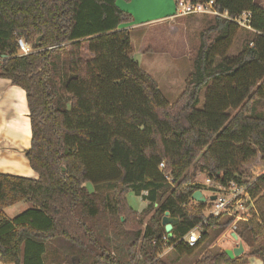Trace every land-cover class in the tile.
Here are the masks:
<instances>
[{
	"label": "trees",
	"instance_id": "16d2710c",
	"mask_svg": "<svg viewBox=\"0 0 264 264\" xmlns=\"http://www.w3.org/2000/svg\"><path fill=\"white\" fill-rule=\"evenodd\" d=\"M213 1L230 19L251 12L252 38L230 55L240 29L213 18L170 105L131 57L132 15L117 0H0V78L25 92V157L38 176L0 174L1 264H166L159 258L166 212L178 220L166 245L181 258L201 249L211 231L228 229L233 219L206 218L205 204L192 196L203 189L199 174L224 185L264 156V116L253 117L264 101V9L254 0ZM17 39L30 54L21 55ZM109 184L111 192L89 189ZM249 191L258 218L235 232L247 249L233 260L206 250L195 264H264V183ZM128 193L147 206L138 212ZM20 203L32 207L7 220L3 210ZM206 219L189 247L182 239Z\"/></svg>",
	"mask_w": 264,
	"mask_h": 264
},
{
	"label": "rangeland",
	"instance_id": "374dc122",
	"mask_svg": "<svg viewBox=\"0 0 264 264\" xmlns=\"http://www.w3.org/2000/svg\"><path fill=\"white\" fill-rule=\"evenodd\" d=\"M133 0H131L132 2ZM258 2H264V0H256ZM130 2V3H131ZM130 3L125 2V0H117V6L121 7L123 11ZM147 6L146 4L137 3L135 5V11H137L138 16L142 19H150V16L146 13ZM130 14V13H129ZM185 21H184V20ZM200 21H196V20ZM132 22L134 23L135 19L132 15ZM175 22H181L180 26H176L177 30L172 31L173 33L168 37H151L149 40H145L146 47H150L147 50H143L145 55L144 59H141L142 70L149 72L150 76L156 81L159 90L166 99V101L172 105L176 102L179 95L182 93L185 87V81L192 71L193 59L196 56L197 50L199 48V34L207 28L208 25L205 24L207 19H202L200 17H182L174 20ZM184 21V22H183ZM131 22V23H132ZM130 23V25H131ZM154 25V24H149ZM164 30L166 26L162 27ZM152 35V34H151ZM252 38V33L245 30H239L234 38L232 47L229 51L230 55H237L242 42L245 40H250ZM152 47V48H151ZM150 52H149V51ZM83 56L86 59L90 58V55L86 52H83ZM66 55L62 53L59 55V67L60 70L66 69ZM218 60H216L217 62ZM147 67V68H146ZM143 68H146L144 70ZM149 69V70H147ZM203 99V94L202 97ZM264 116V101L258 102L254 106L253 117L260 118ZM251 168V165L246 164L244 168ZM206 175L199 174L196 178V183L203 184L205 183ZM114 185H103L92 190L97 192H111ZM92 187H89L91 190ZM203 195L208 196L207 189L203 188ZM142 197H137L132 193L127 194V202L134 209H139L142 211L147 203L143 202ZM32 206L27 203H20L16 206L9 207L3 210L5 217L8 219H13L18 216L19 213L24 211L25 208H31ZM208 213V211H206ZM215 236V237H214ZM218 235L216 232L211 231L209 233V244L213 245V248L207 249V243L194 252L192 256L189 257H178L174 252L169 250L161 259L166 264H195V262L203 254V251L210 250L214 253H218L223 250V248L228 247L230 249L235 248L238 244L237 242L232 243L231 239L226 236L227 239L223 241H218ZM215 244V245H214ZM244 246V245H243ZM205 249V250H204ZM247 248L244 246V250ZM200 254V255H199ZM181 259V260H180ZM180 261V263H179Z\"/></svg>",
	"mask_w": 264,
	"mask_h": 264
},
{
	"label": "crops",
	"instance_id": "0c3cea01",
	"mask_svg": "<svg viewBox=\"0 0 264 264\" xmlns=\"http://www.w3.org/2000/svg\"><path fill=\"white\" fill-rule=\"evenodd\" d=\"M254 2L264 9V2H258L256 0H254ZM137 3L146 4V13L150 16V19H142L138 16L137 11H135V5H137ZM128 6L129 7H126L124 11L133 15L135 19L134 23L132 22L131 25L129 24L126 27L130 34L131 57L137 62L140 68H142L140 60L145 57L143 50L150 48L146 47L145 40H149L153 36L155 38L160 36L164 37L166 36L164 32H166L169 37L173 33L172 31L177 30L176 26H180L181 22H175L174 20L178 18H172L175 10L174 0H133ZM119 8L121 9V7ZM192 17H200L204 20L206 18L207 21L205 24L208 26L211 25L213 20V18L209 16ZM196 21L200 20L198 19ZM151 23L154 25L148 26ZM164 26H166L165 30L162 28ZM146 68L143 69L146 70ZM146 73L150 75L149 72ZM30 145L31 128L25 92L18 87L12 86L8 80L0 78V174L37 180V174L30 168L25 157V153L30 149ZM92 189L94 188H91V190ZM29 209L30 208H25L19 215ZM139 209L136 210L141 212ZM5 218L7 220H12L7 217ZM217 235L219 236L217 239L218 241L226 240V236L228 235L231 242L234 243V237L226 231L222 234L217 233ZM209 243L210 242H207V249L213 248L214 246ZM226 249L230 248H223V250ZM34 259L38 261L40 257L35 256ZM247 264L263 263L257 258H249Z\"/></svg>",
	"mask_w": 264,
	"mask_h": 264
},
{
	"label": "built area",
	"instance_id": "2783aa9c",
	"mask_svg": "<svg viewBox=\"0 0 264 264\" xmlns=\"http://www.w3.org/2000/svg\"><path fill=\"white\" fill-rule=\"evenodd\" d=\"M174 8L173 19L190 16L219 17L229 20L241 30L253 31L251 27V12H243L238 17L230 19L227 12L221 14L215 9L213 0H174ZM16 42L22 56H27L31 53L30 45L26 44L22 39H17ZM248 164L251 165V168H245L241 175L235 174L236 180H232L227 184L221 185L207 178L205 183L199 184L202 188L207 189L206 192L208 194V196L203 195L205 198L204 216L214 220L233 219L232 224L226 230L228 234L236 235L235 232L237 231V224L239 222H248L253 218H258L255 200L252 199L249 188L256 181L264 183V156L258 155ZM163 168L164 165L160 164L159 169L163 170ZM164 179L171 187H175L174 180L169 174L164 175ZM201 192L203 194V191ZM142 195L145 196L146 193ZM212 198L214 199L212 200ZM252 212L255 214V217L252 216ZM207 225L206 219L185 236L182 241L189 247H194L201 239L202 229L207 227ZM167 240V236L162 239L163 250L159 254L160 259L171 250V247H167L166 245ZM234 242L237 241L234 240Z\"/></svg>",
	"mask_w": 264,
	"mask_h": 264
},
{
	"label": "water",
	"instance_id": "95a60500",
	"mask_svg": "<svg viewBox=\"0 0 264 264\" xmlns=\"http://www.w3.org/2000/svg\"><path fill=\"white\" fill-rule=\"evenodd\" d=\"M40 38H37L36 44H38ZM214 198H212L213 200ZM192 200L196 203L203 204L205 203V198L203 197V194L201 191H196L193 196ZM162 226L164 227L165 234L167 236V239H171L173 237V228L178 224V220L176 218H171L169 216V213H165L162 221H161ZM234 237V240L237 241L238 238L235 234H232ZM226 256L230 259L233 260L235 258L240 257L244 253V247L241 242H238L237 246L233 249H226L224 250Z\"/></svg>",
	"mask_w": 264,
	"mask_h": 264
}]
</instances>
